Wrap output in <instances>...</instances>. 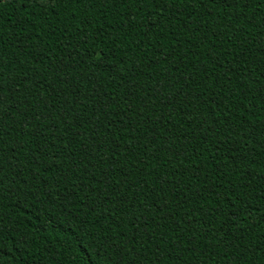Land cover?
Here are the masks:
<instances>
[{"label": "trees", "instance_id": "obj_1", "mask_svg": "<svg viewBox=\"0 0 264 264\" xmlns=\"http://www.w3.org/2000/svg\"><path fill=\"white\" fill-rule=\"evenodd\" d=\"M0 25V264H264V0H0Z\"/></svg>", "mask_w": 264, "mask_h": 264}, {"label": "snow or ice", "instance_id": "obj_2", "mask_svg": "<svg viewBox=\"0 0 264 264\" xmlns=\"http://www.w3.org/2000/svg\"><path fill=\"white\" fill-rule=\"evenodd\" d=\"M16 2L20 3L21 7L25 8L27 10L28 6H30L32 4H39L41 6H44L45 4L53 3L54 0H16ZM135 2L137 4L151 3V5L153 6L154 9H161L163 12H169V7L171 5H181V4H186V3L191 4V3H196V2L203 3V2H205V0H135ZM222 2L225 3L229 7H240L241 2H243L244 4H249L250 0H222ZM211 3H213V4L217 3V0H211ZM172 14H174V13H172ZM153 15H156L158 17L159 14L154 11ZM0 30H2V25H0ZM100 55H101V57L103 56L102 50L100 51ZM177 71H179V69H177ZM2 75H3L2 71H0V77H2ZM261 91H264V89H262ZM4 103H6V101L3 98V88H2V86H0V109H2V106ZM166 107H167V105H166ZM0 115H3L2 111H0ZM35 115H37V114L34 111V116ZM106 118H108V117H106ZM96 127L99 129L100 125L97 124ZM12 131H15V129L13 128ZM101 131L104 132V136H105V138L108 139L109 142L114 141V139L116 138L117 133L116 132L109 133L107 124H104L103 128L95 133L96 136H100ZM119 131L123 132V131H125V128H120ZM213 131H215L214 128H213ZM10 134L11 133L6 131L3 120H0V202H2L4 199H7V197L2 194L3 185H4L5 151L7 148L6 144L3 141V137L5 135H10ZM27 134L32 135L33 130L31 128H28ZM60 143H63V141L60 140ZM45 145H46V148L44 151L40 152V156L45 160H51V159H53V155H54V153H52V150L56 149V144L52 143L49 145V144H47V140H45ZM8 151H11V150H8ZM19 151H20V147H17L15 153H13L12 156L10 157V159L13 161L15 167H17V168H19L20 165L15 162V157H16V154L19 153ZM60 158L63 159V157H60ZM33 159H34V157H33ZM234 167H239V162L234 164ZM125 203H127V202L125 201ZM233 207H235V205H233ZM240 210H242V209H239L238 211H240ZM0 225H2V221H0ZM209 229H210V226H209ZM2 236H3V231H2V228H0V238H2ZM21 243L22 244L27 243V241L21 240ZM110 246L111 245H109V247ZM257 250L261 253H264V248H259ZM106 251H107V249H105V252ZM119 252H121V253L126 252V248L121 247L119 249ZM97 254L99 255V250L97 251ZM69 264H72V261H69ZM94 264H95V262H94ZM120 264H124V261L121 260Z\"/></svg>", "mask_w": 264, "mask_h": 264}]
</instances>
